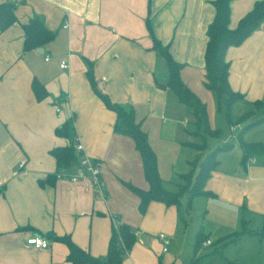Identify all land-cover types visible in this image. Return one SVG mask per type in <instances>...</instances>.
Returning a JSON list of instances; mask_svg holds the SVG:
<instances>
[{
    "label": "crops",
    "instance_id": "1",
    "mask_svg": "<svg viewBox=\"0 0 264 264\" xmlns=\"http://www.w3.org/2000/svg\"><path fill=\"white\" fill-rule=\"evenodd\" d=\"M215 1L0 0L14 5L16 18L0 32V264H72L68 245L57 237L104 259L114 229L122 225L136 235L123 264H167L170 258L157 234L164 232L174 244L187 192L179 208L152 200L141 211V199L129 185L150 188L142 155L131 137L116 132L117 115L88 74L113 104L134 110L157 156L164 187L173 192L179 177L207 149L194 146L201 142L195 118L167 86L168 63L154 50L153 37L182 65V81L206 106L210 129L216 132L217 99L205 86L207 32L216 15ZM260 1L231 0L229 27L235 29ZM34 18L55 38L26 50L23 25ZM226 59L230 85L245 95L242 102L264 101V21L241 45L229 47ZM62 61L67 68L60 67ZM35 79L48 92L42 101L32 89ZM70 120L67 136L60 129ZM241 129L230 131L226 143ZM71 139L101 162L106 200L96 197L88 181L54 178L60 169L51 150ZM234 148L220 153L219 165L206 181L205 189L214 196H202L209 200L203 211L213 213L216 224L212 230L207 224L201 227H209L215 239H207L217 246L238 236L218 253L229 264H264V159L243 162V152L230 156ZM76 155L70 170L79 162ZM184 225L186 229V221ZM32 235L48 239L50 248L27 245Z\"/></svg>",
    "mask_w": 264,
    "mask_h": 264
},
{
    "label": "trees",
    "instance_id": "2",
    "mask_svg": "<svg viewBox=\"0 0 264 264\" xmlns=\"http://www.w3.org/2000/svg\"><path fill=\"white\" fill-rule=\"evenodd\" d=\"M230 2L231 0H216L214 2L216 15L207 32L208 43L205 51V86L207 89L215 93L218 110L226 111L229 124H237L240 122H233L231 109L236 102L244 101L245 95L234 91L230 85V62L226 59V52L231 46L241 45L255 30L261 26L264 21V0L257 2L254 8L239 21L238 26L235 29H231L229 27ZM15 20L14 5L12 3L0 4V32L9 28ZM147 26L150 34L152 35L149 22ZM23 29L25 33L26 50L40 48L55 38V33L49 30L38 18L31 19L27 24L23 25ZM153 42L154 50L162 55L168 63L170 78L167 86L176 93L178 99L182 103L190 108L195 118V133L200 136L202 147L200 144H196L194 146L200 150H206L207 137L214 134L209 126L206 106L182 81L180 77L182 65L172 59L168 48L163 46L160 41L155 39V37H153ZM88 77L99 97L109 108L115 111L117 115L115 124L116 132L131 137L136 144V148L142 155L145 177L150 184V188L145 191L129 185L141 199V211H144L148 203L152 200L162 201L167 205H176L179 208L180 198L185 192L189 194L190 204L191 200L196 196H214V193L205 189L206 181L219 165V153L232 149L234 146L233 143H226L223 147H220L214 150L211 154H208L199 169L194 171L191 169L189 173L181 175L180 177H184L189 184L186 189L177 193L169 192L165 189L164 182L159 176L157 156L149 143L148 134L141 129L140 124L136 121L134 110L132 108L126 109L120 105L113 104L106 94L97 89L91 72L88 74ZM32 89L39 101L44 100L48 96L46 88L37 79L32 82ZM252 104L259 106L264 104V101H255ZM245 118L248 119L250 123L244 129H241L238 135V139L240 141L239 143L243 152V162L252 157H260L264 159V142L244 141V134L246 130L262 124L263 117L256 119L254 112L247 111L242 114L238 120H243ZM71 126L72 120L66 122L60 129V132H64L68 136V130H70ZM51 154L57 161L58 169L69 168L78 160L75 143L72 139L70 143L64 147H56L52 149ZM196 162L197 159L192 162V165ZM54 178H56L55 175ZM49 179L52 178L50 177ZM261 233L264 234V230ZM57 239L64 241L68 245L70 250L68 258L72 264H123L126 252L132 248L136 241V235L128 225H122L118 229H114L110 239L108 253L104 259L93 257L89 252L78 247L68 238L57 237ZM237 239L238 236L225 240L223 244H220L221 246H216L212 253L222 254L224 248ZM207 240L208 239L205 238L204 233L199 232L197 234L196 242L193 247L195 256ZM195 256L190 264H195ZM158 264L162 263L159 262Z\"/></svg>",
    "mask_w": 264,
    "mask_h": 264
},
{
    "label": "rangeland",
    "instance_id": "3",
    "mask_svg": "<svg viewBox=\"0 0 264 264\" xmlns=\"http://www.w3.org/2000/svg\"><path fill=\"white\" fill-rule=\"evenodd\" d=\"M232 120L233 122H240L242 125V129H244L250 121L248 119L238 120L241 115L237 111H252L254 112V116L256 119H260L263 117L262 124L252 127L246 130L244 134V141H264V104L255 106L253 104H246V102L238 101L235 103L233 108L231 109ZM252 117V115H251ZM188 122L191 121V125L193 120L191 118H186ZM216 125L215 128H219L216 130V133L213 131L214 134H211L207 137L206 145L207 150L205 152L204 157L198 158L197 162L191 165V169L196 170L199 169L203 163V160L206 158L207 154H211L214 150L223 147L226 145V141L230 139V130H229V122L226 115V111H217V118L215 120ZM241 130L237 132L239 135ZM238 135L236 139H232L231 142L234 143L235 148L231 150V155H237L242 152L240 141L238 140ZM202 147V141L200 142ZM223 152V151H222ZM221 153V152H220ZM219 153V155H220ZM218 155V156H219ZM228 156V154H225ZM229 157V156H228ZM219 160V158H218ZM176 189L173 193H177L181 190L186 189L189 186L187 180L184 177H179ZM185 199L182 201L183 205L180 207V228L178 229L179 235H177L176 240H173L174 244L169 246V254L165 253V256L169 257L170 259L166 261L167 264H190L192 259L194 258L195 254L193 252V247L196 242V237L199 232L204 233L205 238H210L211 240L215 239V235H209L210 229H203L201 226L207 224V226H211V230L214 228L216 222L214 218V214L209 212H204L208 209L207 205L209 200L207 198H202V196H196L191 200L189 194L186 193ZM201 198V199H198ZM190 204V205H189ZM191 206V207H190ZM205 208V209H204ZM204 210V211H203ZM186 221V229H185V221ZM204 221V223H203ZM187 233L184 235V231ZM165 234L164 232H162ZM158 233L157 236L159 237L160 234ZM162 242V241H161ZM205 242V241H204ZM217 244L208 245L206 242L203 246L198 250L195 256V264H229L228 261L220 254L212 253L215 249ZM226 255L229 257V254L225 251ZM225 256V255H224ZM226 257V256H225Z\"/></svg>",
    "mask_w": 264,
    "mask_h": 264
},
{
    "label": "built area",
    "instance_id": "4",
    "mask_svg": "<svg viewBox=\"0 0 264 264\" xmlns=\"http://www.w3.org/2000/svg\"><path fill=\"white\" fill-rule=\"evenodd\" d=\"M48 60V58H46ZM61 68H67L68 65L66 61H62L60 63ZM57 113L60 114L61 109L57 108ZM230 131L234 132L241 128V124H231ZM75 148L77 153L79 154V162L74 170H70L68 168H60L59 171L56 172V178H67L71 181H88L91 185V188L97 194L96 197L102 200H106L107 198V189L106 185L102 178V164L101 162L91 159L84 153V147L79 142H75ZM160 240L163 244V252H168L169 246L171 245V240L165 235L160 234ZM208 245H211L212 242L207 240ZM26 244L32 246L36 249H48L51 244L48 239L43 238L39 235H32L26 239Z\"/></svg>",
    "mask_w": 264,
    "mask_h": 264
}]
</instances>
